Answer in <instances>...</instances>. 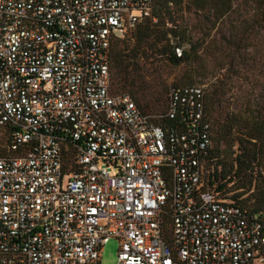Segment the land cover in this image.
<instances>
[{"label": "built area", "instance_id": "1", "mask_svg": "<svg viewBox=\"0 0 264 264\" xmlns=\"http://www.w3.org/2000/svg\"><path fill=\"white\" fill-rule=\"evenodd\" d=\"M153 0H0V264H264V213L209 186L206 94L149 114L112 44ZM241 200V199H240Z\"/></svg>", "mask_w": 264, "mask_h": 264}, {"label": "rangeland", "instance_id": "2", "mask_svg": "<svg viewBox=\"0 0 264 264\" xmlns=\"http://www.w3.org/2000/svg\"><path fill=\"white\" fill-rule=\"evenodd\" d=\"M253 4L251 0H235L229 16L212 29V23H205L198 14L188 11L183 14V22L194 41L200 42L198 55L189 62L172 65L166 57L156 55L155 51L144 49L137 52V45L130 41V63L126 74L112 66V92L130 94L135 103L146 113L164 112L168 89L173 85L201 86L205 91L211 84L220 87V103L216 105L209 121L212 126V145L214 139V120L233 113L241 121L254 119L264 121V40L261 30L251 22ZM129 32L120 40H127ZM172 42V36L168 35ZM127 42V41H126ZM150 43H147L150 46ZM120 47L123 44L120 42ZM180 54V52H179ZM7 143L0 130V155L6 152ZM259 163L254 168L258 174L256 183L264 184V147L261 149ZM205 180L212 168L205 167ZM221 183L225 181L221 180ZM227 185V188L231 187ZM241 190L229 192V196ZM252 191L241 196L244 204L250 206L254 199L249 198ZM118 242L110 239L100 251L101 264H116Z\"/></svg>", "mask_w": 264, "mask_h": 264}, {"label": "trees", "instance_id": "3", "mask_svg": "<svg viewBox=\"0 0 264 264\" xmlns=\"http://www.w3.org/2000/svg\"><path fill=\"white\" fill-rule=\"evenodd\" d=\"M234 1L153 0L150 17L142 19L136 28L129 32L127 40L117 39L112 44L111 67H116L120 73H127L125 71L131 58L124 52L130 51V41L138 46L137 52L143 53L142 47L151 49L156 55L166 57L172 65L191 61L198 55L201 45L192 39L183 22V14L192 11L203 18L205 23H212L213 29L231 14ZM251 1L253 14L250 20L261 30V37L264 40V0ZM168 35L172 36V42ZM120 42L123 44L122 48ZM150 42L148 46L147 43ZM186 83L193 85L191 82ZM205 94L206 115L210 119L216 105L220 103V87L211 84ZM214 135L216 146L209 150L207 158V165L212 168L207 184L211 186L216 183V189L224 190L226 193L241 190L232 197L243 206L264 213V184L256 183L258 174H254V168L259 163L260 149L264 147V121L254 119L244 122L236 114L230 113L214 120ZM221 180L225 182L221 183ZM231 183L232 186L227 188ZM249 191H252L249 198L254 199L250 206L240 200L241 196Z\"/></svg>", "mask_w": 264, "mask_h": 264}, {"label": "water", "instance_id": "4", "mask_svg": "<svg viewBox=\"0 0 264 264\" xmlns=\"http://www.w3.org/2000/svg\"><path fill=\"white\" fill-rule=\"evenodd\" d=\"M178 52H180V51H178Z\"/></svg>", "mask_w": 264, "mask_h": 264}]
</instances>
